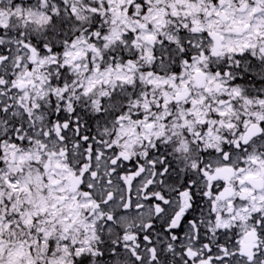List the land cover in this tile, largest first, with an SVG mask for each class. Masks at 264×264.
<instances>
[{
	"label": "snow or ice",
	"instance_id": "obj_1",
	"mask_svg": "<svg viewBox=\"0 0 264 264\" xmlns=\"http://www.w3.org/2000/svg\"><path fill=\"white\" fill-rule=\"evenodd\" d=\"M0 264H264V0H0Z\"/></svg>",
	"mask_w": 264,
	"mask_h": 264
}]
</instances>
